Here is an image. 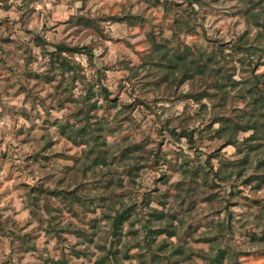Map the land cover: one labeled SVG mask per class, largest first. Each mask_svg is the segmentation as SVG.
Segmentation results:
<instances>
[{
  "label": "rangeland",
  "instance_id": "374dc122",
  "mask_svg": "<svg viewBox=\"0 0 264 264\" xmlns=\"http://www.w3.org/2000/svg\"><path fill=\"white\" fill-rule=\"evenodd\" d=\"M247 4L242 0H193L192 5L184 0H0V264H99L102 254L98 243L102 244L107 237L105 206L94 202L91 208L82 209L78 205V215L65 210L57 225L63 230L55 235L47 233L44 220L48 217L42 210L38 214L32 210L28 195V189L44 178L59 189L70 181L80 183L84 196L94 199L97 179L92 177V170L85 173L87 168L82 163L87 148L83 140L87 137L80 138L78 144L68 137L72 129L85 124L80 101L89 95L87 89L92 85L91 102L98 101L99 108L91 113V125L96 127L95 122L99 123L97 127L102 128V139L108 146L116 150L131 142L140 144L147 153H137L139 161L141 155L151 157L148 150L158 143L162 148L159 170L142 169L134 181L126 178L118 191L117 203L124 205L139 202L144 193L147 197L142 204L146 220L134 214L124 227L123 242L136 246L130 250V258L121 264L151 263L149 252L156 251L165 238L168 251L182 247V254L175 255L182 258L178 264H208V257L218 248L239 252L240 264H264V185L257 188V181L246 183L264 159V126L260 127L259 147L252 152L251 162L243 167L242 175L235 167H224L223 162L241 160L249 148L244 138L253 131L236 134L240 147L228 145L220 150V158L212 160L215 170H226L230 182L217 179L213 185V175L205 181L202 169L208 170L206 160L228 135L222 133L224 137H218L216 132L221 124L212 122L211 102L205 100L207 108H202L175 97L177 90L167 100L155 101L162 98V93L153 84L158 71L149 61L155 58L151 36L169 50L178 45L183 50L184 44H188L193 51L206 53L214 51L213 40L221 39L226 43L227 59L237 65L235 80L243 84L253 68L263 76L264 58L258 63V56L252 55L255 49L250 44L256 27L251 26ZM79 16L98 20L101 33L93 27L73 24L74 17ZM132 16L135 19L130 22ZM104 17L120 19L114 22ZM184 24L197 31H187ZM247 29L248 49L242 53L232 48V41ZM36 35L48 42L46 52H53V45L60 41L87 46L95 43L96 68L88 65L85 55H76L75 59L84 67L85 82L72 84L69 74L58 72L52 82L45 81L48 56L36 45ZM257 44L264 48V41ZM249 62H253V67ZM97 69L104 71L102 85L116 100L110 105L99 91ZM60 83L62 88L57 87ZM241 87L238 84L229 89L236 95V89L238 92ZM137 96L145 98L150 108L126 107ZM246 100L229 104L225 115L233 118L253 114L264 124V108L253 107ZM185 111L197 132L196 145L176 139L158 123L159 118L177 117ZM38 151L43 152L41 162L30 157ZM192 169H199L200 175L185 178ZM72 171L78 172L76 177ZM164 199L167 203L161 206L158 200ZM151 208L166 212L176 235H161L149 247L153 236L149 228L156 229L159 224L148 220ZM80 228L89 234L95 232L93 242L80 233L67 231ZM160 254L157 264H174L164 253Z\"/></svg>",
  "mask_w": 264,
  "mask_h": 264
},
{
  "label": "trees",
  "instance_id": "16d2710c",
  "mask_svg": "<svg viewBox=\"0 0 264 264\" xmlns=\"http://www.w3.org/2000/svg\"><path fill=\"white\" fill-rule=\"evenodd\" d=\"M184 1L187 5H192L193 0ZM242 1L248 2L247 13L251 14L253 21V25L251 26L256 27V36L252 44H250L251 48H253V50L255 49L252 55L258 56V63H261V59L264 58V48L259 47L257 42L262 43V41H264V0ZM255 8L260 9L258 13L251 12V10H255ZM74 18L75 20L72 21L73 24H82L89 28L93 27L97 32L99 31V33H101L98 20L87 16ZM102 19L115 22L120 18L104 17ZM129 19L131 22L135 19V16ZM184 26H187V31L193 32L196 30L187 24H184ZM249 34L250 30L247 29L243 34L237 36L235 40L232 41V48L242 53L246 51L245 49L248 48H246L247 44L245 38L248 37ZM34 41L37 46L42 48L44 54L48 56V69L44 75V79L47 82H52L57 72L60 74H69L72 84H76L77 81L85 82L86 76L83 74L84 67L75 59L76 55H85L88 65L96 68L94 47H97V45L95 43L87 46L80 44L72 45L65 41H60L53 45V52H46L45 49L48 42L39 35L34 37ZM213 42L215 43L213 48L214 51L207 53L204 51L195 52L192 46L188 44H184L183 50L180 49V45L175 49L169 50L164 43H160L156 37L151 36V50L155 54V58L149 60L151 64L156 66L158 71L157 77L152 80L153 84L162 93V98H156L155 101L167 100L174 94L175 90H177L175 92L177 96L175 97L179 96L180 98H184L186 101H190L189 103L191 104L194 103L200 105L202 108H207V104L204 101L206 100L212 103V122L221 124L216 133L220 139L224 137L222 133L228 135L226 141L218 146L213 153L211 152V154H209L206 160V167L208 170L202 169L205 181L210 179V175H213L214 179H212V184L217 179L221 182H230L231 179L225 172L226 170H215L212 164L214 158L221 157L220 150L228 145L240 147L235 135L253 131L250 136L244 138L246 141L244 143H247L249 148L248 152L245 153L241 160L238 159L239 162H231L226 159L225 162H223V164L226 165H224V167H227V169L235 167L238 169V174L242 175L243 167L251 162L252 152L256 151L259 147L257 141L261 139L260 127L262 125L264 126V124L260 123L259 116L253 114L251 116L236 115L233 118H229L225 115V108L229 104L239 103L241 100L246 99H250L246 101H249L248 104H251V106H261L264 108V75L256 74L253 68L254 70L252 69L251 74H248L243 84H240L239 81L233 78L237 72V65L235 61L231 62L230 59H227L224 51L225 41L216 39L213 40ZM228 56H232V54ZM239 63H241L240 60ZM242 63L245 64V61L242 60ZM249 63L248 65L253 67V62ZM96 71L98 74L99 91L105 101L108 102V105H110L112 101L114 102L116 100L111 97L108 88L102 85V79L106 77L105 73L103 70L99 69ZM238 84L242 85V87L238 92L236 89V95H233L232 89H229V87L235 89L234 87ZM92 86H89L87 89L89 95L83 96L80 101L82 104L80 111L85 117L83 118L85 124L77 129H72V134L68 137L76 144L79 143L78 140L80 138L84 139L87 137L83 140L87 148L84 149L83 157H85V159L82 163L86 165L87 168L85 173L92 170L94 173L92 177L97 179L95 180V185H97L98 191L95 193L94 199L84 196V189L81 188L82 185L80 183L76 185L70 181V184H67L64 189H59L56 184H48L44 178L39 179L36 185L28 189V195L30 197L32 210L37 214L42 210L43 213L47 215L48 218L44 220L47 224V233L55 235H59V231L63 230H59L57 225L59 224V218L64 214L65 210L72 212L74 215H78L75 213L76 206L78 205L82 209L91 208L94 202L99 206H105L106 209L103 217H105L107 221V230L105 232L107 237H105L102 244L100 242L98 243V247L102 254L98 263L121 264V261L130 258L129 252L136 246V244H132L129 241L123 242L124 227L126 224L130 223L134 214L146 220L147 214L143 211L142 204L147 201V197L144 193L139 202L124 205L119 202L117 203L116 199L120 197L118 191L124 187L126 178L134 181L135 177L139 175L142 169L149 168L151 170H159V165L162 160V148L160 147L161 143H158L155 148L148 150L151 157L144 158V155H141L142 161H139L136 156L137 153H147L145 147L140 144L131 142L116 150L108 146L107 141L102 139V128L97 127L99 123L95 122L96 127L91 125L90 119L93 117L91 113L97 112L99 108L98 101L91 102V96L94 94ZM184 86L188 87L187 91L182 90ZM57 87L62 88V83ZM24 89L31 94L26 87ZM139 105H145L150 108L147 104V100L139 96L134 98L132 105L126 107L134 110L135 107ZM158 123H160L162 130L167 131L176 139H185L192 145L197 144L198 138H195L197 132L189 123V113H187V111L177 117H171L165 120L159 118ZM199 131H202V128ZM62 133H65L64 130ZM253 141H255L254 144H252ZM30 157L35 162H41L44 156L42 151H38L34 152ZM76 160H78V158ZM258 164V169L246 180V183L249 184L253 181H257V188L264 185V159L259 161ZM77 174L78 172L72 171L74 177H76ZM199 175V169H192L188 170L184 177L195 179V176ZM162 176L165 177V174L163 173ZM158 202L161 206L167 203L165 199L163 201L158 200ZM118 205L120 206L118 207ZM148 220L150 222L155 220L159 223L158 226H155L156 229L149 228V232L153 234V236H151L152 240L148 244L149 247H151L157 237L161 235H166L168 238H172L176 235L174 224L169 222V216L164 210L151 208ZM95 221L96 220H94V222ZM95 227L97 226L95 225ZM67 231L80 233L81 236L86 237L91 242H93L92 236L95 235V232L89 234L85 228L76 230L69 229ZM166 240L167 238H165L163 242L161 241L156 251L149 252L151 256V263L149 264H157V258L161 255V252L164 253L165 258L174 264H178L182 260L181 257L175 256L177 253L182 254V250H180L182 247L179 246L170 252L167 250ZM139 254L140 258H142V254ZM238 255L239 252L232 248H218L213 256L210 255L208 257V264H224L225 260H228V264H240L238 262ZM143 264H145V262H143Z\"/></svg>",
  "mask_w": 264,
  "mask_h": 264
}]
</instances>
